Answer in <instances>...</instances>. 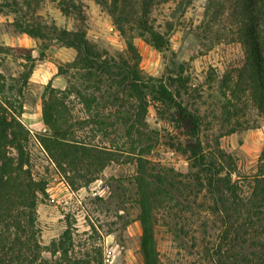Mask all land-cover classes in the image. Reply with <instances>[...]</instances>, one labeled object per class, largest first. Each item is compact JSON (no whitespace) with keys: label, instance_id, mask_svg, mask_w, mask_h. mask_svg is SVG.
Instances as JSON below:
<instances>
[{"label":"rangeland","instance_id":"rangeland-1","mask_svg":"<svg viewBox=\"0 0 264 264\" xmlns=\"http://www.w3.org/2000/svg\"><path fill=\"white\" fill-rule=\"evenodd\" d=\"M11 1L0 0V73L11 88L5 91L7 98L15 104L19 120L31 134L27 151L33 176L46 182L45 195L38 198L36 206V228L42 246L59 240L69 229L72 246L65 264H145L134 183L136 159L146 160L158 171L172 169L182 175L188 174L190 167L169 145L177 134L170 117L172 111L151 95H147L144 125L130 136L126 124L118 123V106L100 100L101 115L113 126L92 142L100 141V146L111 148L115 160L88 187L67 190L61 174L34 136L46 131L42 101L47 85L63 91L70 85L69 79L74 81L71 75L77 68L70 65L76 51L59 45L50 31L41 38L20 33L16 24L22 17L33 27H44L43 31L53 26L73 31L80 24L75 13H80L86 38L101 55L129 58L130 42L139 56L142 73L168 83L171 91L179 93L181 101L202 118L200 137L205 150L214 153L218 144L231 157L230 168L234 170L230 177L239 194H250L251 178L258 171L264 151V116L258 114L247 96L234 101L224 86L225 81L231 85L245 58L232 17L233 0H158L149 22L165 42L160 50L141 36L134 24L126 25L121 32L99 0H14L18 5L13 6L22 8L18 15L6 6L12 5ZM26 1L29 8L25 7ZM58 68L68 72L56 75L60 78L55 84L38 78L48 69L57 73ZM66 104L75 119L86 117L73 96L66 99ZM132 113L127 115L134 120ZM77 134L90 138L87 129ZM224 167L229 169L226 163ZM207 204L200 196L187 209L171 204L156 212L158 264H214L210 256L217 250L223 227L220 219L206 209ZM262 253L250 244L244 251L254 259ZM41 257L47 264L57 259L48 251H43Z\"/></svg>","mask_w":264,"mask_h":264},{"label":"trees","instance_id":"trees-1","mask_svg":"<svg viewBox=\"0 0 264 264\" xmlns=\"http://www.w3.org/2000/svg\"><path fill=\"white\" fill-rule=\"evenodd\" d=\"M11 2L12 5L6 6L16 15L20 14L22 8L13 6L18 5L14 0ZM156 2L158 0H99L121 32L126 25L134 24L141 36L160 50L165 42L149 22ZM29 6V2L25 3L26 8ZM231 11L245 58L235 71L231 85L225 81L224 86L234 101L247 96L258 114L264 116V0H233ZM78 14L75 16L80 24L73 31L54 26L43 31L44 27L31 26L25 17L16 24L20 33L32 38H41L47 34L45 31H50L59 45L76 51L70 65L77 68L71 75L74 81L69 79L70 85L63 91L50 88V83L47 85V95L42 101L46 131L34 136L66 185L72 191L88 187L99 180L103 169L115 160L111 148L100 146V141L92 142L113 126L101 115L100 100L105 101V105L118 106L115 112L118 123L126 124V133L130 136L131 132L139 133L138 127L144 125L147 95H151L172 111L170 117L177 134L169 145L189 163L190 172L182 175L172 169L158 171L146 160L136 159L134 183L144 263L158 264L154 240L156 212L171 204L187 209L201 196L208 203L206 209L220 219L223 227L217 250L210 256L214 264H264V151L258 171L251 178V192L243 197L237 184L231 181L234 170L230 168L231 157L220 150L218 144L214 153L205 150L200 137L202 118L181 101L179 93L175 95L171 91L168 83L142 73L139 56L130 42L127 45L129 58L101 55L88 42L84 19ZM62 72L67 73L68 69H57V75ZM10 90L0 73V264H47L41 257L43 251L57 257L53 264H65L72 246L69 229L49 246H42L38 239L36 206L38 198L45 195L46 182L33 176L27 151L31 134L19 120L15 104L7 98ZM69 96L81 104L86 117L75 119L71 115L66 104ZM130 112L134 120L128 118ZM85 129L90 134L89 139L77 134ZM224 163L229 169H224ZM247 244L263 253L255 259L254 255L244 254Z\"/></svg>","mask_w":264,"mask_h":264},{"label":"crops","instance_id":"crops-1","mask_svg":"<svg viewBox=\"0 0 264 264\" xmlns=\"http://www.w3.org/2000/svg\"><path fill=\"white\" fill-rule=\"evenodd\" d=\"M57 73L52 69H48L47 71H44V73L40 74V76L38 75V78L42 79V78H46V80H50V82L52 81L53 84L56 83L57 80H59V76H56Z\"/></svg>","mask_w":264,"mask_h":264},{"label":"built area","instance_id":"built-area-1","mask_svg":"<svg viewBox=\"0 0 264 264\" xmlns=\"http://www.w3.org/2000/svg\"><path fill=\"white\" fill-rule=\"evenodd\" d=\"M64 186L66 187V189L67 190H70V188L66 185V183L64 182ZM69 193H71V192H69ZM66 201H64V203H65Z\"/></svg>","mask_w":264,"mask_h":264}]
</instances>
